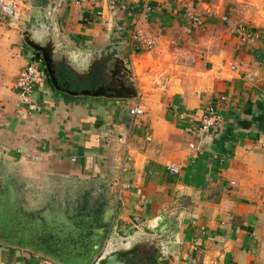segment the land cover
<instances>
[{"label":"crops","instance_id":"1","mask_svg":"<svg viewBox=\"0 0 264 264\" xmlns=\"http://www.w3.org/2000/svg\"><path fill=\"white\" fill-rule=\"evenodd\" d=\"M17 1L16 23L0 7V215L10 220L0 264H60L86 251L74 217L61 238L66 189L80 191L86 213L104 200L94 231L106 255L125 247L168 264H264V33L248 28L243 40L234 1L113 0V10L103 0ZM35 47L79 81L97 61L130 63L138 100L57 90L40 53L24 101L17 80ZM210 105L223 121L203 134ZM136 106L144 115L133 118ZM162 217V235L145 233Z\"/></svg>","mask_w":264,"mask_h":264},{"label":"water","instance_id":"2","mask_svg":"<svg viewBox=\"0 0 264 264\" xmlns=\"http://www.w3.org/2000/svg\"><path fill=\"white\" fill-rule=\"evenodd\" d=\"M35 49L39 52L33 61L40 60L41 54H43V59L46 64V68L48 74L52 80L53 86L57 90H61L57 78L55 76L56 72L54 69V64L52 63L51 59L46 55V53L40 48L35 47ZM126 72L124 75L123 72ZM112 79L110 83L107 81V87H100L95 91L85 90L82 92H71L65 91L67 94L72 96H88L93 98L99 97H108V98H125L129 100H135L137 98V91L134 85V81L131 78L132 73L130 69L127 67V64L123 61H117L113 65V69L111 70ZM104 211V208H103ZM102 213L99 212L95 215L92 219L85 218V221H88L86 224H82L80 228L83 230L86 229V241H87V248L86 251L83 253H77L75 255H71V257H62L61 259H57V262L60 264H168L167 258L164 257L163 254L158 253L152 255L149 253L139 254L136 252V249H128L127 248H120L118 252L105 254L103 253V244H104V236L101 235L96 238V233L94 230L98 229L101 230L104 228V222L102 218ZM76 223L78 224L81 219L77 216L74 217ZM167 218L162 217L157 222L156 225L149 226L147 229H144L145 233L154 234L158 233V235H162L166 228L163 227L166 223ZM10 220L3 214L0 215V227L8 226ZM136 231H131L129 234H124L118 232L117 234L122 238H129L133 236ZM95 237V239H94Z\"/></svg>","mask_w":264,"mask_h":264},{"label":"built area","instance_id":"3","mask_svg":"<svg viewBox=\"0 0 264 264\" xmlns=\"http://www.w3.org/2000/svg\"><path fill=\"white\" fill-rule=\"evenodd\" d=\"M89 1L92 3H97L100 0H89ZM103 1H107L110 5V8L113 10V7H114L113 0H103ZM0 7H1L2 12L5 15H7L8 17H10V19L13 23H16L21 16V10L19 8L20 6H19V3L17 0H0ZM149 10H151V8H149ZM0 20H3V17H0ZM117 30L119 32H121L122 28L117 27ZM247 31H248V27L243 26L242 32L245 35L243 37L244 41L247 39L246 38L247 37ZM136 38L138 41H140L141 43H143L145 45L147 50H151L155 45L154 41L146 39L140 33L136 36ZM33 58H35V57H33ZM36 69H37L36 61H33L29 66L22 69L19 76H18L17 88L19 90L20 97L26 102L29 100V98L31 97V95L33 94V91H34V79H35V75H36ZM232 70H236V68L232 67ZM226 100L227 99L225 97L220 98L221 103H225ZM130 114L133 118H136V117L143 116L144 111L140 107L136 106L130 110ZM222 121L223 120H222V116L220 114L219 106L218 105L217 106L216 105H210L202 116L201 126L199 128V131H200V133H203V134H209L215 128L220 127L222 124ZM136 127L138 129H143L144 125H143V123L138 122V123H136ZM148 140L150 141V138H148ZM120 141L125 143V138L120 139ZM190 148L192 150H195V151H200L193 144L190 145ZM73 161H76V160L74 159ZM167 170L173 176H177L180 174L179 167L174 165V164L169 166L167 168Z\"/></svg>","mask_w":264,"mask_h":264},{"label":"rangeland","instance_id":"4","mask_svg":"<svg viewBox=\"0 0 264 264\" xmlns=\"http://www.w3.org/2000/svg\"><path fill=\"white\" fill-rule=\"evenodd\" d=\"M234 4L236 5L235 7V11L230 10L229 14L230 16H237L239 13V16L242 20L246 18V20H244V22L241 23L242 27L246 26L248 28H256L259 29L261 32L264 33V0H233ZM247 15V16H246ZM249 15V16H248ZM57 64H62L64 66H67V64L61 60H56ZM113 65H114V61L112 62V68L113 69ZM127 67L130 69L132 76L131 78L133 79L134 83H136L135 79H134V73L132 70V67L129 64H127ZM124 74L126 72L122 71ZM143 72L141 71L140 76H142ZM112 79V75L110 73V77L107 79L108 82L110 83ZM139 95L137 94V98L135 99L138 100ZM80 191L78 192L77 189H66V190H61V201L66 202L61 205L60 209H61V216H60V220H61V235H62V239L65 238L66 233L68 231L69 228H71V222H70V217L73 218L75 216L78 215V213L80 214V209L81 205H78V201L81 199L80 196ZM102 197V196H99ZM99 197H94V198H99ZM80 198V199H79ZM102 201V202H101ZM104 200H98L97 201V206L101 207V203H103ZM78 205V206H77ZM96 206V207H97ZM68 217V219H67ZM67 230V231H66ZM65 235V236H64ZM78 235V234H77ZM64 236V237H63ZM80 236V235H78ZM82 236L81 238L77 237V239L82 240ZM62 257H65L66 255H61Z\"/></svg>","mask_w":264,"mask_h":264},{"label":"trees","instance_id":"5","mask_svg":"<svg viewBox=\"0 0 264 264\" xmlns=\"http://www.w3.org/2000/svg\"><path fill=\"white\" fill-rule=\"evenodd\" d=\"M43 67H44V73L46 74L49 83L52 85L51 83V78L49 77L47 68L45 67V64L43 63ZM112 68V62L111 63H107L106 61L100 60L97 61L95 63V65L93 66L89 76H87L86 78H83L81 81L77 80L74 75L71 73V71L69 70V68H67L66 66L60 64H57V68L56 69V76H57V80L58 83L61 87L71 90V91H83V90H91V91H95L100 87H107L106 83H107V79L110 77V73H111V69ZM53 86V85H52ZM68 96V95H67ZM90 208L89 207H85L80 209V214L78 213L77 217L81 219V221L77 224L78 227H80L83 223L86 224L88 223V221H85L84 219L91 216V215H96L99 212H101L100 209L103 210V207H92V212L90 213H86L88 212ZM86 217H85V214Z\"/></svg>","mask_w":264,"mask_h":264}]
</instances>
